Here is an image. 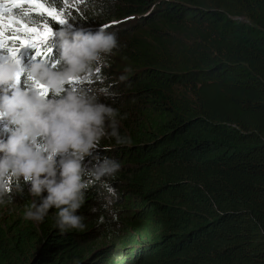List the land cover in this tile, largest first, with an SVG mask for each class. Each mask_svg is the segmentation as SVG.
<instances>
[{
    "label": "trees",
    "instance_id": "obj_1",
    "mask_svg": "<svg viewBox=\"0 0 264 264\" xmlns=\"http://www.w3.org/2000/svg\"><path fill=\"white\" fill-rule=\"evenodd\" d=\"M12 4L0 0L5 10ZM60 6L74 20L62 30L95 33L108 25L120 47L46 100L71 91L117 110L116 131L130 143H116L105 116L104 135L81 161V182L89 186L76 215L84 217V231L61 232L55 208L38 224L0 213V264H264V0H62ZM7 16L16 19L12 11ZM60 45L57 36L56 67L45 60L31 66L61 72ZM19 55L27 66L33 52ZM15 89L39 94L36 87ZM11 130L0 117V141ZM75 158L72 151L55 157L57 179L61 161ZM105 159L122 167L97 180L92 172ZM29 188L19 193L14 184V200L24 207L35 199ZM110 210H117L115 220Z\"/></svg>",
    "mask_w": 264,
    "mask_h": 264
},
{
    "label": "clouds",
    "instance_id": "obj_2",
    "mask_svg": "<svg viewBox=\"0 0 264 264\" xmlns=\"http://www.w3.org/2000/svg\"><path fill=\"white\" fill-rule=\"evenodd\" d=\"M59 37L63 70L53 72L39 63L29 70L37 83L57 96L65 92L64 86L69 81L86 73L101 55H113L120 47L117 34L106 31L103 25L95 33L83 29L61 30ZM20 70L21 66L13 60L0 63V89L8 86L13 89L11 95L6 90L0 91V117L6 118L12 126L7 141H0V205L13 202L10 194L13 180L16 192H23L22 178L24 185H30L29 195L35 198L25 206L23 218L26 221L41 223L55 208V224L61 232H82L86 229L84 217L76 212L85 203L82 190L89 186L81 182L83 155L104 135L105 116L112 120V136L117 137V144L130 143V138L118 136L115 120L118 112L111 107L92 106L71 91L58 101H49L35 91L29 94L15 89L16 74ZM124 71L130 73L132 69L128 67ZM120 80H127V76L122 75ZM123 119H127V114ZM41 138L45 142L44 149L37 150ZM68 151L74 152L76 158L61 161L57 179L55 157ZM121 167L120 163L105 159L92 175L97 180L105 175L114 177ZM105 187L111 195H116L114 188ZM109 215L115 220L117 210H110ZM97 222L104 223L105 217H99Z\"/></svg>",
    "mask_w": 264,
    "mask_h": 264
},
{
    "label": "snow or ice",
    "instance_id": "obj_3",
    "mask_svg": "<svg viewBox=\"0 0 264 264\" xmlns=\"http://www.w3.org/2000/svg\"><path fill=\"white\" fill-rule=\"evenodd\" d=\"M61 4L62 0H13L11 8L7 10L0 5V63L13 60L21 66V70L16 74L15 87L19 88L21 85L24 88L36 87L39 94L45 97L51 94L45 85L37 83L31 77L28 69L35 60H45L53 67L59 63L54 54L53 40L59 36L62 29L66 28L70 20L74 21L70 16L65 15ZM8 11H12L16 17L12 22H6L9 19ZM48 17L56 20L61 30L56 31L50 26ZM103 27L106 29L109 26L103 25ZM33 34L39 39V43L33 38ZM6 39L13 43L6 45L4 43ZM17 40L21 43L16 44ZM22 50L33 52L27 66L23 64L19 55ZM99 74L100 70L97 72L98 77ZM76 83L78 82H72V86L75 87Z\"/></svg>",
    "mask_w": 264,
    "mask_h": 264
},
{
    "label": "rangeland",
    "instance_id": "obj_4",
    "mask_svg": "<svg viewBox=\"0 0 264 264\" xmlns=\"http://www.w3.org/2000/svg\"><path fill=\"white\" fill-rule=\"evenodd\" d=\"M6 22H12L11 20H7ZM19 41V40H17ZM6 126L4 124H1V128L4 129ZM44 149V145L42 144H37V150H43ZM16 183V181H12V192L10 193L12 196H13V202L11 204H5V205H0V213L2 215H8L6 217V219L8 217H19V216H23V213H24V210H25V207L24 205H22L21 203L19 202H16L14 199L16 197V193L14 192V184ZM20 183L22 185V187H28L29 185H24L23 184V180L21 178L20 180ZM35 223V222H34ZM35 224H38V223H35Z\"/></svg>",
    "mask_w": 264,
    "mask_h": 264
}]
</instances>
